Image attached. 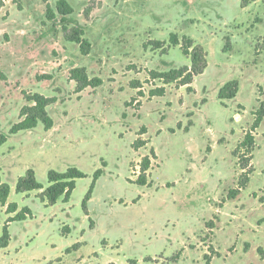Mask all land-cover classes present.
Here are the masks:
<instances>
[{
    "label": "rangeland",
    "instance_id": "rangeland-1",
    "mask_svg": "<svg viewBox=\"0 0 264 264\" xmlns=\"http://www.w3.org/2000/svg\"><path fill=\"white\" fill-rule=\"evenodd\" d=\"M57 1H48L53 10ZM65 1L73 9L67 25L81 29L90 43L86 56L64 39L59 15L46 19L42 0L0 2V135L18 121L24 93L57 98L48 108L53 131L38 125L11 135L10 143L0 147L4 182L14 188L25 168L36 178L65 167L90 174L76 181L72 193V225L77 227L92 175L101 161L106 164L95 211L106 195L125 201L126 207L113 213L123 228L122 241L116 244L119 251L90 261V250L100 244V233L91 235L84 264H176L180 259V264H205V254L212 257L210 264H264V119L254 134L248 188L218 206L240 180L234 151L263 99L257 88L264 86V0L244 8L240 0ZM170 33L203 47L207 68L193 79L194 92L171 83L163 97L148 100L150 90L163 86L148 71L190 66L178 47L143 48L150 41L167 42ZM77 67L102 85L76 94L69 71ZM230 80L239 82V91L223 107L217 92ZM141 127L147 133L139 137ZM139 138L146 145L134 151L131 145ZM151 150L156 159L147 172L149 185L129 183ZM214 215V229L207 230L204 224Z\"/></svg>",
    "mask_w": 264,
    "mask_h": 264
},
{
    "label": "trees",
    "instance_id": "trees-1",
    "mask_svg": "<svg viewBox=\"0 0 264 264\" xmlns=\"http://www.w3.org/2000/svg\"><path fill=\"white\" fill-rule=\"evenodd\" d=\"M2 0H0L1 2ZM46 8V19L48 21L54 20L56 15L61 17L60 22L62 24L63 37L67 42L74 43L78 45L80 54L83 56L88 55L90 50V43L84 38V33L79 28H72L67 25V17L73 13V9L65 0H58L55 5V10H53L49 4V0H42ZM257 0H240V6L242 8L246 7L250 2ZM150 47L154 50H163L178 47L182 55L190 60L189 67H181L178 69H171L167 72H156L148 71V75L152 80L160 81L163 86L156 87L148 92V100L155 97H163L165 95V85L174 83L177 87L186 86V91L188 93L194 92L192 87L193 79L204 73L207 68V52L203 47L195 45L191 38L183 35L179 37L176 33H170L167 42L165 41H150L143 45V48L147 49ZM47 77V76H46ZM44 78V77H43ZM51 77H47L46 79ZM45 79V78H44ZM69 80L76 84L75 93L79 94L87 88L96 89L102 85V80L100 78H90L88 77L85 68L77 67L69 71ZM139 89V87H136ZM259 96H262V100L258 101V107L251 112L253 116V122L250 125L248 131L244 133L242 140L237 144L234 151V155L238 156V164L242 171L240 180L238 181L237 187L227 191L226 195L221 197L219 200V207L228 201L235 200L242 191L247 189L249 183V177L254 173L253 167L250 166V162L253 158V151L255 146L254 134L259 129L262 121L264 119V86H259L257 88ZM239 91V82L237 80H230L224 83L217 92V99L220 101L221 105L225 107L224 101L232 100L236 97ZM25 105L20 109L18 115V121L11 125L8 130L7 135H0V145L4 144L8 137L11 135H16L22 131H31L35 129L38 124H41L45 131L52 129L53 120L50 117L47 108L55 103H57L56 97H46L39 93L33 94H23ZM138 96L144 97L141 92ZM133 101V99H132ZM205 103V102H204ZM131 106L130 103H126V107ZM140 106V104H138ZM147 133L145 127H141L138 132V136L141 137ZM146 145V141L143 139H138L134 141L131 145L132 150L138 151L140 148ZM207 150H209L207 148ZM151 156H144L140 161V173L134 182L127 180L129 183L135 184L138 187H145L149 185L147 172L150 170L152 164L151 159H156L155 152L150 151ZM101 166L92 175L91 184L81 202V208L86 216H88L87 204L92 197L93 190L95 188L96 182L103 175V168L106 164L101 161ZM87 175L82 171L74 167L67 168L64 172H57L55 170H48L46 174L47 186L44 187L38 182L36 174L32 169H27L22 175H20L14 185V192L16 194H29L34 191H41L38 194V198L41 202L45 203V206H53L58 201L68 203L70 201L71 195L75 189L76 181L79 179L86 178ZM11 192V188L8 183L2 180V175L0 173V206L6 207L7 214H14L9 217L2 227V232L0 236V248L7 247L10 236L8 232V226L12 222L24 221L33 218L32 211L23 207L18 208L16 203L8 202V198ZM140 200V196L132 201V204H136ZM122 203V202H120ZM218 220V216L214 215L212 220L206 222L204 227L207 230L214 229V223ZM90 226L93 227V222L89 220ZM69 229L63 227L61 229V235H68ZM183 250L177 252L172 259L173 263L179 260L180 255ZM216 255V254H215ZM210 255H204L203 260L205 264H210ZM149 259L145 258L144 262H148ZM129 264H136L135 260H128Z\"/></svg>",
    "mask_w": 264,
    "mask_h": 264
},
{
    "label": "crops",
    "instance_id": "crops-1",
    "mask_svg": "<svg viewBox=\"0 0 264 264\" xmlns=\"http://www.w3.org/2000/svg\"><path fill=\"white\" fill-rule=\"evenodd\" d=\"M54 128L55 122L53 120L52 129L44 131L51 132ZM12 138V136L8 137L7 141L0 147L8 145ZM4 154L5 153H1V156L5 157ZM67 168L68 167H65L63 170H60V172H64ZM27 169L28 168H25L20 175ZM103 176L104 174L96 182L92 197L88 201V216H86L81 209L82 221L77 227L72 225V195L68 203L58 201L55 205L46 207L45 203L41 202L38 198V194H40L42 190L29 194H16L14 188L10 186L11 192L8 202L16 203L19 209L23 207L29 208L33 213V218L9 224L8 232L10 240L7 247L0 248V264H84L87 260L83 255V251L88 246L89 237L95 233H100L98 237L100 244L98 247H92L87 256L88 260H97L109 250L119 251L120 246L116 244L122 241L121 232L123 228L114 217L113 213L119 206H125V201L116 195H106L101 199L99 203L100 209L96 213L97 183H99ZM45 178L46 175L45 177L44 175L37 177L40 182H43ZM87 178H90V174L87 175ZM2 180L4 181V176H2ZM41 184L45 187L47 182L46 184ZM12 193H14V199L11 200ZM140 200L132 205H137ZM228 202H233V200ZM13 215L14 214L6 213V207L0 206V236L6 220ZM90 219L93 222V227L90 226ZM86 220L88 225L84 222ZM63 227L69 229L68 235H61V229ZM155 237L157 236L155 235ZM180 261L176 264H180ZM107 264H124V262H108Z\"/></svg>",
    "mask_w": 264,
    "mask_h": 264
}]
</instances>
